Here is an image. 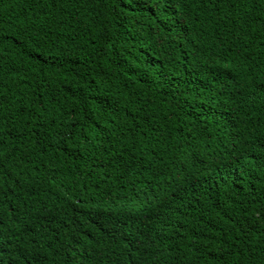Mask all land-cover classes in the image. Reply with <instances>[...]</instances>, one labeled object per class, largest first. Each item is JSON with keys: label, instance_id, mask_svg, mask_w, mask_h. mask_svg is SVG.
<instances>
[{"label": "trees", "instance_id": "obj_1", "mask_svg": "<svg viewBox=\"0 0 264 264\" xmlns=\"http://www.w3.org/2000/svg\"><path fill=\"white\" fill-rule=\"evenodd\" d=\"M0 264H264V0H0Z\"/></svg>", "mask_w": 264, "mask_h": 264}]
</instances>
